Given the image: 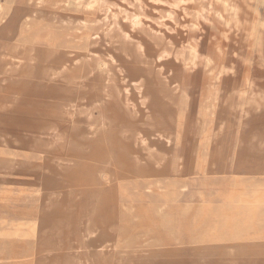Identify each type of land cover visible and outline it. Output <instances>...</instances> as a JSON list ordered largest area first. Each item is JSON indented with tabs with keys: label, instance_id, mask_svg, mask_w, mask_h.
I'll use <instances>...</instances> for the list:
<instances>
[{
	"label": "rangeland",
	"instance_id": "rangeland-1",
	"mask_svg": "<svg viewBox=\"0 0 264 264\" xmlns=\"http://www.w3.org/2000/svg\"><path fill=\"white\" fill-rule=\"evenodd\" d=\"M69 1L0 9V264H264V0Z\"/></svg>",
	"mask_w": 264,
	"mask_h": 264
},
{
	"label": "bare ground",
	"instance_id": "bare-ground-1",
	"mask_svg": "<svg viewBox=\"0 0 264 264\" xmlns=\"http://www.w3.org/2000/svg\"><path fill=\"white\" fill-rule=\"evenodd\" d=\"M6 0H0V9H2L3 8V6H2V4H3V2H5ZM139 1V0H138ZM156 1V0H155ZM66 2V1H65ZM135 2V1H134ZM40 3H42V2H40ZM136 3H138V2H136ZM58 5H60V3H58ZM66 5H71V6H74V7H76L77 9L78 8H80V7H83L84 8V10H86V11H93L96 7H101V5H99V3H98V1L97 0H88L86 3H83V1L82 0H73V1H69V2H67L66 3ZM65 7V6H64ZM55 8V7H54ZM53 8V9H54ZM66 8H67V6H66ZM57 9V8H56ZM201 9V8H200ZM109 12V10H107V13ZM201 13V12H200ZM167 15V14H166ZM14 17H15V15H14ZM167 18H169V17H167ZM229 18V17H228ZM125 19H126V17H125ZM27 21V20H26ZM122 21V20H121ZM133 22L134 23H137V20H135V19H133ZM171 22V21H170ZM63 23V22H62ZM104 23H106V22H104ZM264 24V23H263ZM105 25V24H104ZM137 25V24H136ZM154 25V24H153ZM62 26H63V24H62ZM50 27V26H49ZM27 28V27H26ZM146 28V27H145ZM112 29V28H111ZM118 29V28H117ZM60 31V30H59ZM109 31H111L110 29H109ZM109 31H107L108 33H109ZM183 31V30H182ZM8 32V31H7ZM56 32V31H55ZM119 32V31H118ZM150 32H152V31H150ZM6 33V32H5ZM79 34V33H78ZM7 35H8V33H7ZM121 36H122V34H121ZM125 36V40H126V35H124ZM7 37V36H6ZM122 38H124V37H122ZM143 38V37H142ZM129 39V38H128ZM141 39V38H140ZM145 39V38H144ZM144 39H142V40H144ZM82 40V39H81ZM101 40V39H100ZM124 40V41H125ZM185 40V39H184ZM88 41V40H87ZM128 41V40H127ZM77 42V41H76ZM145 42H147V41H145ZM151 42V41H150ZM152 43V42H151ZM166 44V43H165ZM36 45V44H35ZM5 46V45H4ZM143 46V45H142ZM151 46V45H150ZM143 48H144V46H143ZM108 49V48H107ZM106 49V50H107ZM139 49V48H138ZM147 49V48H146ZM145 49V50H146ZM157 49V48H156ZM164 49V48H163ZM148 50H150L149 48H148ZM147 50V51H148ZM108 51V50H107ZM136 52H139L138 50L136 51ZM146 52V51H145ZM162 52V51H161ZM35 53V52H34ZM142 53V52H141ZM153 54V53H152ZM159 54V53H158ZM89 55V54H88ZM143 55V54H142ZM195 55V54H194ZM36 56H38V55H36ZM125 56V55H124ZM148 56V55H147ZM163 56V55H162ZM35 57V56H34ZM41 57V56H40ZM109 57H111V56H109ZM196 57V56H195ZM39 58V57H38ZM124 58H126V57H124ZM40 59V58H39ZM98 59V58H97ZM195 59V58H194ZM127 60H128V58H127ZM194 61V60H193ZM20 62V61H19ZM19 62H18V64H19ZM59 62V61H58ZM113 62V61H112ZM121 62V61H120ZM39 63H41V62H39ZM161 64V63H160ZM38 65V64H37ZM37 65H36V67H37ZM40 65V64H39ZM38 65V66H39ZM104 65V64H103ZM102 65V66H103ZM131 65V64H130ZM135 65V64H134ZM106 66V65H105ZM160 68L162 67V68H165L164 66H162V65H160L159 66ZM12 68V67H11ZM14 68V67H13ZM40 68V67H39ZM106 69V68H105ZM35 70H36V68H35ZM158 70V69H157ZM159 70H161V69H159ZM164 70V69H163ZM40 71V70H39ZM119 71V70H118ZM105 72H106V74L107 75H109V71H108V69H106L105 70ZM165 72V71H164ZM35 73V72H34ZM98 73H99V71H98ZM249 73V72H248ZM102 74V73H101ZM246 74V73H245ZM37 75V74H36ZM33 77H35V76H33ZM37 77V76H36ZM35 77V78H36ZM136 77V76H135ZM55 78V77H54ZM53 79V78H52ZM140 81V80H139ZM138 81V82H139ZM169 81V80H168ZM170 81H172V80H170ZM37 84V83H36ZM35 84V85H36ZM105 84H106V82H105ZM132 84V83H131ZM172 84V83H171ZM31 85V84H30ZM138 85V84H137ZM136 85V86H137ZM34 86V85H33ZM32 86V87H33ZM133 86V85H132ZM30 87V86H29ZM41 87V86H40ZM39 88V87H38ZM42 88V87H41ZM115 89V88H114ZM139 89V88H138ZM35 90V89H34ZM40 90V89H39ZM136 90V89H135ZM134 90V91H135ZM153 90V89H152ZM151 90V91H152ZM42 91V90H41ZM123 91H124V89H123ZM127 92V91H126ZM125 92V93H126ZM137 92V91H136ZM175 92H176V90H175ZM174 92V93H175ZM32 93L33 92H31V95H32ZM41 93V92H40ZM139 93V92H138ZM37 94H39L38 92H37ZM173 94V93H172ZM30 94H28V96H29ZM39 95H41V94H39ZM128 95V94H127ZM34 96H35V92H34ZM119 97V96H118ZM130 99H131V97H130ZM125 100V99H124ZM132 100V99H131ZM145 101V100H144ZM141 102V101H140ZM94 104V105H93ZM92 104V106L90 107V109H89V112H90V114L92 115V117H94L95 119H99V127L104 131L103 132V136H102V138H103V140L101 141L102 143V146H103V151L101 152V154L99 155V156H97L96 157V161H97V163L99 162L100 164H103V163H107V164H109L110 162H112L113 161V159H114V155H113V150L114 149H116V147L115 146H113L111 143V141H110V139L108 138V136H109V134H110V125L112 124V122H114L115 120H116V118L117 117H115V114H110L109 112H108V110H106V109H102V102L101 101H96V102H94ZM128 104H129V102H128ZM131 108V107H130ZM70 110V109H69ZM72 110V109H71ZM84 110V109H83ZM127 111V110H126ZM134 111V110H133ZM78 112V111H77ZM132 116H133V114H131ZM137 115V114H136ZM121 116V115H120ZM141 117H142V115H141ZM88 118V117H87ZM121 118V117H120ZM142 119H144L143 117H142ZM141 120V119H140ZM25 122V121H24ZM73 122H75L74 120H73ZM124 123V122H123ZM132 124V123H131ZM160 124L161 125H164V122H160ZM56 125V124H55ZM91 128V127H90ZM61 129V128H60ZM93 129V127L91 128V130ZM123 133V132H122ZM71 134V133H70ZM81 134H82V132H81ZM95 134L97 135V132H95ZM167 134H169V133H167ZM172 134V133H171ZM122 135V134H121ZM123 135H124V133H123ZM125 136H126V134H125ZM140 136V135H139ZM90 137V136H89ZM136 137L138 138V136L136 135ZM135 137V138H136ZM88 138V137H87ZM94 138V137H93ZM160 138V137H159ZM50 139V138H49ZM54 139V138H53ZM142 140V139H141ZM144 140V139H143ZM134 141H135V139H134ZM146 141H148V140H146ZM167 141V140H166ZM144 142V141H143ZM165 142V141H164ZM81 143H83V142H81ZM114 143V142H113ZM55 144H57L56 142H51L50 144L48 143V144H46V145H44V146H38V145H31V146H28V148H27V150H28V152H30V151H32V152H34V150H37V152L38 153H45V149L48 147L47 145H55ZM145 144V143H144ZM149 144V143H148ZM165 144V143H164ZM202 144V143H201ZM200 144V145H201ZM134 145H136V144H134ZM146 145V144H145ZM158 145V144H157ZM199 145V146H200ZM203 145V144H202ZM150 146V145H149ZM152 146V145H151ZM198 146V147H199ZM39 147H41V148H39ZM171 147V146H170ZM144 148V147H143ZM145 149V148H144ZM146 150V149H145ZM157 150V149H156ZM164 151V150H163ZM26 152V151H25ZM148 152V151H147ZM153 152V151H152ZM75 154H81L83 157H85V154H84V152L82 151V148L78 145L77 147H76V149H75V152H74ZM95 151H92V154L91 155H95ZM150 153H151V151H150ZM65 154H67V155H73V149H67V151H66V153ZM141 154V153H140ZM170 154V153H169ZM197 156V155H196ZM195 156V157H196ZM167 157V156H166ZM165 158V157H164ZM166 159V158H165ZM197 159V158H196ZM88 160V158L87 159H85V158H83V161L81 162V166H79L80 167V170H85V171H91V172H97L96 171V163H95V165H89V166H87L86 165V161ZM167 160V159H166ZM165 160V161H166ZM11 165V164H10ZM116 168H117V170H118V174H116V175H118V178H116V179H119V183H117V180H116V185H115V188H114V191H113V193L111 192V195L113 196V201H115V195L117 194V192H120L121 190H123V188H125V186L123 185V183L120 181L121 180V178L123 177V176H121V173H123L122 171H125L124 169H119V167H118V163L117 164H115L114 165ZM158 166V165H157ZM156 167V166H155ZM108 169L105 167L104 169H100L98 172L100 173L99 174V177H100V179H103V180H105L106 178H107V175H108V171H107ZM179 170V169H178ZM166 171V170H165ZM130 172V171H129ZM130 176H132V173H131V175ZM109 180V179H108ZM47 181V180H46ZM45 181V182H46ZM155 186H156V188L157 189H159V188H161V187H164V186H162L161 184H160V182H156L155 183ZM174 186H175V184H174ZM45 187V186H44ZM149 187V186H148ZM62 189V188H61ZM146 191V190H145ZM172 195H173V193L172 192H166L164 195H163V197H172ZM160 197H162V196H160ZM202 197V196H201ZM66 200H67V197H64ZM228 199V198H227ZM202 202H203V200H202ZM81 213H83L82 212V210L80 209V207L79 206H76V208H75V217L77 218L78 216H79V214L81 215ZM120 214H123L124 215V220H121V224H122V226L123 227H126L125 225H126V223H128V221L130 222V223H132L133 222V216H132V213H131V210H130V208H129V210H128V207L126 208L125 207V205L124 204H118V206H117V210H115L113 213H112V215L111 216H109V215H106V218H111V219H114V220H116V221H118V219H119V215ZM126 215H128V217H125ZM45 220V219H44ZM46 222V221H45ZM263 223V222H262ZM42 224V223H41ZM40 224V225H41ZM256 224V223H255ZM44 225V224H43ZM257 225V224H256ZM262 225V224H261ZM38 226V225H37ZM262 227V226H261ZM162 228L164 229V230H166L167 232H169V228H168V226L167 225H164V224H162ZM41 229V228H40ZM32 230H33V228H32ZM98 231H100V229H97L96 227H94L93 225H90V224H88V225H86L85 226V228H84V231L82 232L83 233V236H84V239H85V241H90V240H96V241H99V238L97 237V233H100V232H98ZM102 232H107L106 231V229H102L101 230V233ZM34 233V232H33ZM124 234H127L126 233V230H124ZM231 235V234H230ZM93 243V242H92ZM92 243H90V245H92ZM115 246V244L113 243V244H111V246H109V247H114ZM114 250V249H113ZM100 255H101V257H104L105 256V253H100Z\"/></svg>",
	"mask_w": 264,
	"mask_h": 264
}]
</instances>
